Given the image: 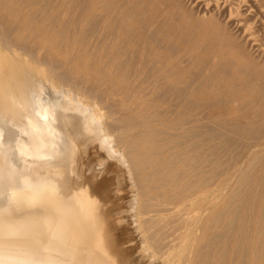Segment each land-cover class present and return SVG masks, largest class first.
I'll list each match as a JSON object with an SVG mask.
<instances>
[{"label": "bare ground", "instance_id": "1", "mask_svg": "<svg viewBox=\"0 0 264 264\" xmlns=\"http://www.w3.org/2000/svg\"><path fill=\"white\" fill-rule=\"evenodd\" d=\"M61 9L0 0V264H123L115 233L125 225L151 264H264V195L215 186L199 104L171 116L158 91H120L111 75L120 52L91 65L58 44L64 28L35 26L68 24ZM93 13L76 17L86 25ZM162 70L152 72L155 89L194 100L193 83ZM238 80L252 89L253 80ZM120 196L127 220L114 211Z\"/></svg>", "mask_w": 264, "mask_h": 264}, {"label": "rangeland", "instance_id": "2", "mask_svg": "<svg viewBox=\"0 0 264 264\" xmlns=\"http://www.w3.org/2000/svg\"><path fill=\"white\" fill-rule=\"evenodd\" d=\"M36 3L67 9L68 24L64 26L53 21L34 24L52 30L64 28V38L55 33L58 44L74 45V52L85 53L91 65L105 62L106 56L113 52L121 53L123 65L111 71L120 80V91L136 94L141 86L147 96L158 91L156 102L171 116L179 106L186 111L188 101L198 103L200 145L204 139H212L215 186L229 184L224 192L232 191L238 196L264 195V122L260 123L264 120V55L261 54L264 0H36ZM89 6H94L91 16L99 20L93 18L92 23L82 25L78 18L83 20L84 10ZM156 69H163L162 74L175 84L187 88L193 83L194 100L187 98V92L177 98L166 94V90L155 89L152 72ZM237 77L245 82L253 80L252 89L242 88L243 81H234ZM254 157L257 162H253ZM120 197L113 202V207H119H114V211H122V218L127 220V204ZM128 230L129 226L125 225L119 228L121 234L115 233L119 245L125 249L121 251L126 252H122L126 257H122L123 264L127 259L132 264H151L144 255L140 256Z\"/></svg>", "mask_w": 264, "mask_h": 264}]
</instances>
